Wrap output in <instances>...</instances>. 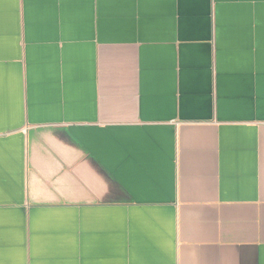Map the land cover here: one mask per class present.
Instances as JSON below:
<instances>
[{"label":"crops","instance_id":"0c3cea01","mask_svg":"<svg viewBox=\"0 0 264 264\" xmlns=\"http://www.w3.org/2000/svg\"><path fill=\"white\" fill-rule=\"evenodd\" d=\"M0 264H264V0H0Z\"/></svg>","mask_w":264,"mask_h":264}]
</instances>
